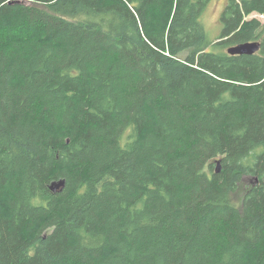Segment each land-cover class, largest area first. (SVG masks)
Masks as SVG:
<instances>
[{"label": "trees", "instance_id": "trees-1", "mask_svg": "<svg viewBox=\"0 0 264 264\" xmlns=\"http://www.w3.org/2000/svg\"><path fill=\"white\" fill-rule=\"evenodd\" d=\"M210 1L0 0V264H264V0Z\"/></svg>", "mask_w": 264, "mask_h": 264}, {"label": "rangeland", "instance_id": "rangeland-1", "mask_svg": "<svg viewBox=\"0 0 264 264\" xmlns=\"http://www.w3.org/2000/svg\"><path fill=\"white\" fill-rule=\"evenodd\" d=\"M226 3L227 0H211L209 2L205 15L203 16V18H201L206 30L205 32H207L210 40L215 41V39L218 38V36L222 32V25L219 17L223 12ZM251 17V19H258L259 21L264 23V16L253 14Z\"/></svg>", "mask_w": 264, "mask_h": 264}, {"label": "water", "instance_id": "water-1", "mask_svg": "<svg viewBox=\"0 0 264 264\" xmlns=\"http://www.w3.org/2000/svg\"><path fill=\"white\" fill-rule=\"evenodd\" d=\"M261 49V43L258 42H248V43H243V44H239L237 46L231 47L228 50V53L230 55H246V56H250V55H254L257 52H259ZM220 161L217 160V165H218V171L220 173ZM66 186V180H59V181H54L51 185H50V190L52 191V193H57V192H61Z\"/></svg>", "mask_w": 264, "mask_h": 264}]
</instances>
